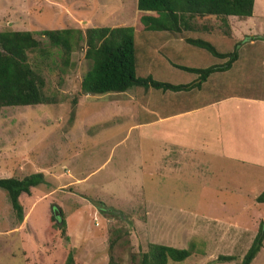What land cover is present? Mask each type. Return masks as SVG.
I'll list each match as a JSON object with an SVG mask.
<instances>
[{"label": "rangeland", "instance_id": "rangeland-1", "mask_svg": "<svg viewBox=\"0 0 264 264\" xmlns=\"http://www.w3.org/2000/svg\"><path fill=\"white\" fill-rule=\"evenodd\" d=\"M252 13L264 22V0ZM137 17L135 0H0V32L26 31L43 44L42 30L82 34L132 26ZM83 51L79 41L65 65L55 52L42 61L28 54L41 63L50 104L0 108V179L42 176L18 196L19 220L0 190V264H63L68 253L72 264H106L109 256L135 264L148 244L190 250L166 264H239L262 217L254 199L264 190V167L213 153L220 144L223 153H242H232L224 133L221 142L203 135L187 161L162 157L172 138H153L158 127L137 123L150 101L174 104L173 96L141 88L84 95L79 82L90 63ZM60 219L62 229L52 226ZM249 264H264V237Z\"/></svg>", "mask_w": 264, "mask_h": 264}, {"label": "trees", "instance_id": "trees-1", "mask_svg": "<svg viewBox=\"0 0 264 264\" xmlns=\"http://www.w3.org/2000/svg\"><path fill=\"white\" fill-rule=\"evenodd\" d=\"M252 2L253 0H135L138 17L132 26L86 28L82 34L73 29L42 30L38 34L43 38L44 44L26 31H2L0 108L50 104L43 93L44 82L38 72L41 63L29 62L27 55L31 54L42 61L51 52H55L60 63L65 65L72 48L79 41L83 43V57L90 63L89 69L79 82L82 94L90 96L118 94L132 88H141L143 91L151 90L158 94L166 92L173 96L171 101L174 104L167 102L155 105L154 101H150L149 104H153L151 107L148 106L149 110L143 113L138 125L199 108L205 104L207 97L215 100L221 95L248 93L246 90H255L257 95L264 96V87L260 89L253 87L254 90L248 87L247 76L240 77V80L237 76L232 77L225 87H198L211 75L227 70L236 59L237 52L255 51L254 48L259 44L257 41L264 38L243 35L238 41L232 43L229 41L233 45L232 50L223 54L221 51L224 50L219 46L217 49L212 39L182 34L193 33L197 29L194 21L208 19L219 21L222 32L227 33L226 18H249ZM175 36L182 37L185 51L199 53V59H194V67L175 53L174 47L168 41L170 38H176ZM243 41H254V44L247 46L246 43L238 50ZM260 57L264 58V47ZM221 59L225 61L219 64ZM168 64L170 69L167 68ZM171 75L178 78V81L170 80ZM194 76L198 81L197 87H191L192 81L189 82ZM195 91L198 93L194 94ZM41 180L40 173L22 179H0V190L5 193L16 220L21 218L18 196L28 195L29 189L38 185ZM254 200L262 205L263 213L239 264L250 263L264 237V190ZM57 216L61 218L60 213ZM50 219L55 220L52 216ZM52 226L62 229L63 221L60 219L57 225L53 223ZM60 233L62 235V230ZM115 239L116 236L109 241V250L115 244ZM189 255V249L148 244L146 251L139 254L135 264H166L167 261L178 263ZM63 264H72L69 253ZM106 264L120 263L109 256Z\"/></svg>", "mask_w": 264, "mask_h": 264}, {"label": "crops", "instance_id": "crops-1", "mask_svg": "<svg viewBox=\"0 0 264 264\" xmlns=\"http://www.w3.org/2000/svg\"><path fill=\"white\" fill-rule=\"evenodd\" d=\"M254 1L252 2L251 16L249 18H226L227 33L222 32L219 21L210 19L209 21H194L193 23L197 29L193 33L184 32L182 34L183 36L192 34L193 36L212 39L216 48L218 46L222 49L225 47V50L221 51L223 54H227L233 46L229 41L231 43L238 41L243 35L264 38V22L262 23L260 18L252 13ZM168 41L174 47L175 53L177 52L176 54L181 55L183 61H187L194 67V59H199V53L185 51L183 40L180 36L170 38ZM253 42L248 41L247 46L253 45ZM257 42L259 44L254 48L255 51L237 52L236 59L227 70L211 75L208 80L202 82L198 87H225L227 82L236 76L239 80L240 77L247 76L248 87H252V90H254L253 87L257 89L264 87V58L260 57L262 47H264V39ZM241 47L243 46L240 45L238 50ZM219 61V64H221L225 59ZM167 68L170 69L169 64ZM194 78L195 76L189 81H192L190 83L191 87H197L198 81ZM218 79L223 80L219 81ZM207 98L205 104L199 108L166 118H157L153 122L137 126H144L147 129L158 127L156 130L158 133L154 134L156 137H153L158 140L160 139L159 137H166L167 139L171 137V143L169 144L168 142L169 146L167 144L166 148L162 150V157L169 158L171 155H176L178 156L177 162H181V160L187 161L192 151L199 148V140L204 138L203 135L219 139L221 142L220 138H223L222 135L224 133L227 137V145H231L232 153L237 150L239 152L242 151L241 154L223 153L222 144L216 146L214 151L210 148L204 149L206 151L210 149L209 151L227 158L235 157L237 158L235 160L242 163L246 162L251 166L264 167V160L259 158L263 151L261 150V143L258 142L264 140V96L252 94L250 91L241 94L221 95L215 100ZM174 129H176L177 135L174 134ZM208 145L209 143L205 141L203 147ZM242 149L247 150L244 151ZM246 151L255 158H243L241 155H244Z\"/></svg>", "mask_w": 264, "mask_h": 264}, {"label": "water", "instance_id": "water-1", "mask_svg": "<svg viewBox=\"0 0 264 264\" xmlns=\"http://www.w3.org/2000/svg\"><path fill=\"white\" fill-rule=\"evenodd\" d=\"M93 205H94V207H96V208H97V206H99L97 203H93Z\"/></svg>", "mask_w": 264, "mask_h": 264}]
</instances>
